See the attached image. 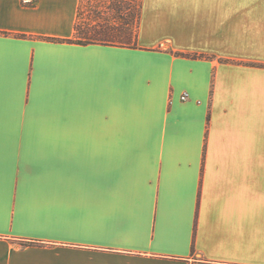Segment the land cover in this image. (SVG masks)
I'll return each instance as SVG.
<instances>
[{"label":"crops","instance_id":"crops-1","mask_svg":"<svg viewBox=\"0 0 264 264\" xmlns=\"http://www.w3.org/2000/svg\"><path fill=\"white\" fill-rule=\"evenodd\" d=\"M80 4L0 0V264H264V0Z\"/></svg>","mask_w":264,"mask_h":264},{"label":"trees","instance_id":"trees-1","mask_svg":"<svg viewBox=\"0 0 264 264\" xmlns=\"http://www.w3.org/2000/svg\"><path fill=\"white\" fill-rule=\"evenodd\" d=\"M110 4V11L103 16L101 22H97L83 31L84 37H77L79 29L78 23H76L75 38L66 40H76L80 43L102 42L120 45L135 44L141 18L142 0H110ZM125 4H127L128 7ZM132 6L133 12L124 15L125 8L130 9ZM110 17L118 20L119 23H112ZM47 39L55 41L63 40L49 37Z\"/></svg>","mask_w":264,"mask_h":264},{"label":"rangeland","instance_id":"rangeland-1","mask_svg":"<svg viewBox=\"0 0 264 264\" xmlns=\"http://www.w3.org/2000/svg\"><path fill=\"white\" fill-rule=\"evenodd\" d=\"M126 2V1H125ZM110 0H82L77 14V23L79 32L77 37H84L83 31L95 23L101 22L104 15L108 13ZM127 6V4H125ZM137 5V4H136ZM128 7V6H127ZM133 12V6L130 9L125 8L124 15ZM110 21L118 24L119 21L110 17Z\"/></svg>","mask_w":264,"mask_h":264},{"label":"built area","instance_id":"built-area-1","mask_svg":"<svg viewBox=\"0 0 264 264\" xmlns=\"http://www.w3.org/2000/svg\"><path fill=\"white\" fill-rule=\"evenodd\" d=\"M26 2H29V3H34V0H25ZM187 97V94H184L183 95V99H185Z\"/></svg>","mask_w":264,"mask_h":264}]
</instances>
